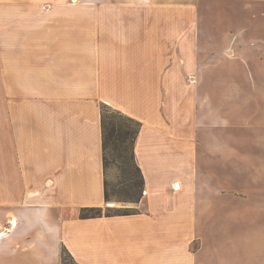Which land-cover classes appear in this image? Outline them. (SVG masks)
Masks as SVG:
<instances>
[{
    "label": "crops",
    "instance_id": "1",
    "mask_svg": "<svg viewBox=\"0 0 264 264\" xmlns=\"http://www.w3.org/2000/svg\"><path fill=\"white\" fill-rule=\"evenodd\" d=\"M41 1L0 0V264H264V0H190L168 33L151 0L115 33ZM103 104L141 122L143 188L85 218Z\"/></svg>",
    "mask_w": 264,
    "mask_h": 264
},
{
    "label": "rangeland",
    "instance_id": "2",
    "mask_svg": "<svg viewBox=\"0 0 264 264\" xmlns=\"http://www.w3.org/2000/svg\"><path fill=\"white\" fill-rule=\"evenodd\" d=\"M64 4L69 7L66 14L72 18V15L79 13L84 14L87 20L86 33H112L123 32L128 19L139 18L145 16L147 7L142 4V0H65ZM190 0H151L149 8L154 10L155 14L161 13L166 17V30L170 31V20L175 15H181L183 19L188 18L190 7L184 6L185 2ZM48 2L42 0L39 2L38 10L46 11L50 8ZM71 24V23H70ZM72 25V24H71ZM122 165L119 161L111 158L109 166L106 170L107 189L110 194V199L103 209V214H124L132 212L130 203L137 202L136 197L141 195V189L131 187L128 182L129 178L134 173V169ZM1 196V193H0ZM1 238V237H0ZM70 264V263H67Z\"/></svg>",
    "mask_w": 264,
    "mask_h": 264
},
{
    "label": "trees",
    "instance_id": "3",
    "mask_svg": "<svg viewBox=\"0 0 264 264\" xmlns=\"http://www.w3.org/2000/svg\"><path fill=\"white\" fill-rule=\"evenodd\" d=\"M141 129V122L129 115L112 108L107 104L102 105V131H103V152L104 166L107 170L111 158L119 161L122 165L134 169V173L129 178L130 186L143 188V175L141 168L137 164L134 155V146ZM106 198L110 199L106 180ZM140 195L136 197L138 200ZM102 207H85L81 215L85 218L96 217L103 214ZM117 214V213H116ZM80 264L78 263L68 249L63 248L61 255V264Z\"/></svg>",
    "mask_w": 264,
    "mask_h": 264
},
{
    "label": "bare ground",
    "instance_id": "4",
    "mask_svg": "<svg viewBox=\"0 0 264 264\" xmlns=\"http://www.w3.org/2000/svg\"><path fill=\"white\" fill-rule=\"evenodd\" d=\"M0 237H1V230H0Z\"/></svg>",
    "mask_w": 264,
    "mask_h": 264
}]
</instances>
